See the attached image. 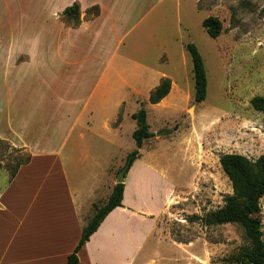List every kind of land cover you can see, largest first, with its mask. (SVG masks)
I'll return each instance as SVG.
<instances>
[{"label":"crops","instance_id":"crops-1","mask_svg":"<svg viewBox=\"0 0 264 264\" xmlns=\"http://www.w3.org/2000/svg\"><path fill=\"white\" fill-rule=\"evenodd\" d=\"M74 2L79 4V23L71 26L64 22L61 12ZM155 3L154 0H0V140L28 153L27 160L17 165L13 175L3 165L0 168V264H65L91 216L92 204L107 199L116 183L115 176L124 165L113 161L115 156L108 151L118 143L113 130L119 125L120 121L117 124L115 121L125 105L120 90L127 88L144 95V101H148L151 89L168 77L169 92L150 104L177 107L173 99L180 96L171 94L179 93V86L174 80L175 67L169 64L166 52L163 63L170 67L167 70L147 67L117 53L111 55L119 50L124 35L153 11ZM92 5H98L99 13L88 17L86 10ZM117 8L120 11L116 17L109 11L116 13ZM136 9L138 14L132 18ZM85 32L90 53L87 59L79 61L107 65L116 77L111 78L110 70L93 75L88 78L92 83L90 96L63 100L75 106L77 112L71 113L75 119L58 143L33 140L32 64L39 65L40 73L42 68L47 71L49 36L58 38L72 33L79 36ZM111 35L118 44L114 49ZM68 48L74 50V43ZM55 49L61 53L63 43ZM93 50L101 54L91 55ZM184 58L185 55L181 59ZM126 70L129 76L122 73ZM87 113L99 118V130L104 133L94 130L88 120L87 126L75 125ZM139 153L125 173L121 205L104 216L80 247L79 264H148L157 254L159 217L167 210L169 197L181 180L166 172L163 159L157 154L145 159L140 149ZM135 168L140 171L136 178Z\"/></svg>","mask_w":264,"mask_h":264},{"label":"rangeland","instance_id":"rangeland-1","mask_svg":"<svg viewBox=\"0 0 264 264\" xmlns=\"http://www.w3.org/2000/svg\"><path fill=\"white\" fill-rule=\"evenodd\" d=\"M154 2L153 11L124 35L122 44L118 45L111 35V49L115 44L119 48L111 55L117 53L147 67L167 70L170 67L163 63L167 53L179 86V93L173 91L171 95L176 94L180 99H173L177 107L161 108L144 101L146 97L142 94L127 88L120 90L125 105L121 107L120 119L115 121L116 124L120 121L119 125L113 130L118 135V143L108 151L115 156L113 161L124 164L126 154L136 148L131 136L136 121L131 115L141 103L153 133L142 142L143 157L157 154L163 159L161 163L166 172L181 180L169 197L167 210L159 217L158 252L148 264H234L231 257L249 245L242 226L238 223L205 225L193 217H202L222 206L224 196L232 192L230 180L219 163L222 154L239 153L252 160L264 154V115L249 102L254 95H264V0ZM119 11L109 12L117 17ZM132 14V18L136 17L138 10ZM209 15L216 16L222 26L214 38L201 24ZM186 41L197 46L205 64L207 86L201 102L193 100L191 59L184 48ZM88 42L86 32L79 36L74 33L58 38L49 36L47 71L42 68L40 73L39 65L32 64L33 140L58 143L75 119L71 113L77 112L75 106L63 100L90 96L92 83L88 78L93 75L110 70L111 78L116 77L107 65L79 61L83 57L87 59L90 53ZM59 43L64 46L61 53L55 49ZM72 43L74 50L68 48ZM92 52L91 55L101 54ZM122 73L129 76L128 70ZM76 79L82 80L77 84ZM87 120L94 130L104 133L99 130V118L88 113L75 125L87 126ZM27 156V152L0 140V168L3 165L11 172ZM139 175V168H135L133 176ZM105 201L96 204L102 205ZM260 205L264 240V195Z\"/></svg>","mask_w":264,"mask_h":264},{"label":"trees","instance_id":"trees-1","mask_svg":"<svg viewBox=\"0 0 264 264\" xmlns=\"http://www.w3.org/2000/svg\"><path fill=\"white\" fill-rule=\"evenodd\" d=\"M98 13V5H92L86 10L88 17L96 16ZM61 16L66 24L76 26L79 23V4L74 2L66 6L61 12ZM201 24L212 38L216 37L222 28L220 20L212 15L204 17ZM184 48L191 59L193 100L201 102L205 98L207 86L205 64L201 53L193 42H184ZM170 86L171 80L168 77H163L151 89L148 102H158L169 92ZM249 102L253 109L264 115V95H254ZM120 116L118 114L117 120L120 119ZM131 116L136 121L135 128L131 133L136 148L126 156L125 162L129 159L130 165L139 156L143 140L153 135L149 130L147 112L142 105ZM19 163L10 172L11 175L14 174ZM219 163L230 180L232 192L224 196L222 206L207 212L202 217L194 216L193 218H197L205 225L238 223L242 226L249 245L231 257L232 261L234 264H264V240L262 239L260 219V198L264 195V154L252 160L239 153H224L219 157ZM122 194L123 182H117L102 205L92 204L93 212L82 227L80 238L73 251L67 255L65 264H79L78 250L96 230L104 216L114 207L121 205Z\"/></svg>","mask_w":264,"mask_h":264},{"label":"water","instance_id":"water-1","mask_svg":"<svg viewBox=\"0 0 264 264\" xmlns=\"http://www.w3.org/2000/svg\"><path fill=\"white\" fill-rule=\"evenodd\" d=\"M129 159L124 163V165L121 167V169L117 172V175H116V183L117 182H123V179H124V176H125V173L129 167Z\"/></svg>","mask_w":264,"mask_h":264}]
</instances>
